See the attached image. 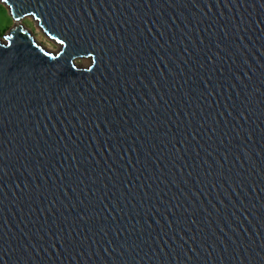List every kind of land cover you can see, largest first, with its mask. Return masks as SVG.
<instances>
[{
    "label": "water",
    "instance_id": "water-1",
    "mask_svg": "<svg viewBox=\"0 0 264 264\" xmlns=\"http://www.w3.org/2000/svg\"><path fill=\"white\" fill-rule=\"evenodd\" d=\"M262 2L0 0V264H264Z\"/></svg>",
    "mask_w": 264,
    "mask_h": 264
},
{
    "label": "rangeland",
    "instance_id": "rangeland-1",
    "mask_svg": "<svg viewBox=\"0 0 264 264\" xmlns=\"http://www.w3.org/2000/svg\"><path fill=\"white\" fill-rule=\"evenodd\" d=\"M0 19H3L4 24H3V31H0V38L4 37L5 34L8 33L10 28L14 25V22L9 15L8 9L6 6L2 5L0 3ZM17 24H22L24 25L27 29H29L34 37V39L43 47L50 51H57V46L49 40L34 24V22L30 18H23L21 19ZM75 62L78 65L81 66H87L89 64V60H82V59H77Z\"/></svg>",
    "mask_w": 264,
    "mask_h": 264
},
{
    "label": "snow or ice",
    "instance_id": "snow-or-ice-1",
    "mask_svg": "<svg viewBox=\"0 0 264 264\" xmlns=\"http://www.w3.org/2000/svg\"><path fill=\"white\" fill-rule=\"evenodd\" d=\"M4 2L7 3L8 0H4ZM261 7L264 8V2L261 3ZM3 24H4L3 19H0V31H3ZM3 39L5 41H8L11 40L12 38L10 36H4ZM61 43H63V41H61Z\"/></svg>",
    "mask_w": 264,
    "mask_h": 264
}]
</instances>
